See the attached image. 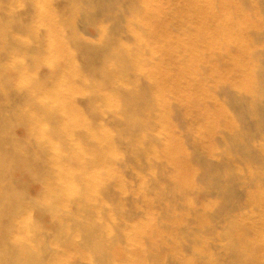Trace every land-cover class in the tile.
Returning <instances> with one entry per match:
<instances>
[{"label":"bare ground","instance_id":"1","mask_svg":"<svg viewBox=\"0 0 264 264\" xmlns=\"http://www.w3.org/2000/svg\"><path fill=\"white\" fill-rule=\"evenodd\" d=\"M0 264H264V0H0Z\"/></svg>","mask_w":264,"mask_h":264},{"label":"rangeland","instance_id":"2","mask_svg":"<svg viewBox=\"0 0 264 264\" xmlns=\"http://www.w3.org/2000/svg\"><path fill=\"white\" fill-rule=\"evenodd\" d=\"M37 98L40 97V96H36Z\"/></svg>","mask_w":264,"mask_h":264}]
</instances>
